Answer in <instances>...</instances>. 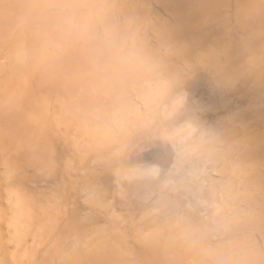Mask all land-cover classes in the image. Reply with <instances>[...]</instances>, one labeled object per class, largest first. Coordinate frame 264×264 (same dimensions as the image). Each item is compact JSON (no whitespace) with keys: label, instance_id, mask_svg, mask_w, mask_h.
<instances>
[{"label":"rangeland","instance_id":"374dc122","mask_svg":"<svg viewBox=\"0 0 264 264\" xmlns=\"http://www.w3.org/2000/svg\"><path fill=\"white\" fill-rule=\"evenodd\" d=\"M0 264H264V0H0Z\"/></svg>","mask_w":264,"mask_h":264}]
</instances>
